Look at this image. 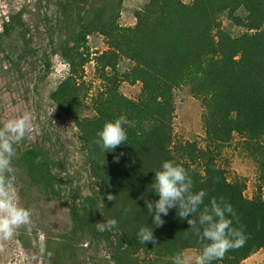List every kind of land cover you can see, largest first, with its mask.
Returning a JSON list of instances; mask_svg holds the SVG:
<instances>
[{
    "label": "trees",
    "instance_id": "16d2710c",
    "mask_svg": "<svg viewBox=\"0 0 264 264\" xmlns=\"http://www.w3.org/2000/svg\"><path fill=\"white\" fill-rule=\"evenodd\" d=\"M123 1L55 0L60 30L56 53L68 63L72 77L51 97L80 127L100 190L98 198L89 197L81 204L73 199L71 233L56 250L49 245L50 263L60 264L69 244L87 234L97 247L109 248L114 264H173L178 252L200 251L199 238L187 221L178 218L176 209H170L163 226L157 227L145 205V200L159 198L151 191L155 170L163 161L173 160L188 171L194 191L207 193L205 204L213 197H223L232 205L234 224L243 226L247 240L212 264H239L264 249V198H247L244 178L229 179L219 157L238 132L244 149L257 161L264 158V0H149L135 12L134 26L119 23ZM240 9L246 16L238 14ZM224 14L248 31L233 37L222 26ZM21 17L13 16L1 37L9 34L8 26L15 29ZM93 33L104 35L109 49L96 58L103 84L93 99L96 113L93 118L80 119L73 105L79 87L75 75L83 58L80 47ZM122 57L135 63L124 74L118 69ZM82 61L84 67L88 59ZM122 80L142 84L139 100L120 91ZM181 85L191 86L205 106L207 148L177 141L173 133L174 91ZM121 115L134 121L135 127L126 128V143L105 151L95 142L97 133L106 121ZM18 162L36 184L59 193L55 188L60 180L53 174L54 160L46 147L22 151ZM109 193L114 200H108ZM97 199L101 214L95 207ZM97 214L103 222L115 219V227L100 232ZM142 226L152 227L156 245L139 242ZM140 251H152L155 257L141 262L135 258Z\"/></svg>",
    "mask_w": 264,
    "mask_h": 264
},
{
    "label": "rangeland",
    "instance_id": "374dc122",
    "mask_svg": "<svg viewBox=\"0 0 264 264\" xmlns=\"http://www.w3.org/2000/svg\"><path fill=\"white\" fill-rule=\"evenodd\" d=\"M148 1L124 0L119 23L134 26L137 22L135 12ZM184 1L190 3V0ZM18 14H22L19 25L15 29L8 26L9 34L1 37L12 17ZM238 14L244 17L247 13L240 9ZM57 15L55 0H0V127L25 112L31 116V130L27 137L14 144L12 165L19 203L32 212L27 225L16 229L11 239L0 240V264H51L47 254L49 245L56 250L71 233L73 199L81 204L89 197L98 198L100 190L82 145L80 127L51 97L72 77L68 63L56 53L60 36ZM221 21L223 28L233 37L248 31L228 14H224ZM108 49L106 37L99 33L89 35L85 45L80 47L83 58L76 69L78 79L73 76L79 85L73 105L80 119L93 118L96 113L93 99L103 86L96 58ZM84 59L88 62L82 67ZM134 65L133 61L122 57L118 69L124 74ZM107 69L111 72L110 68ZM120 91L139 100L142 84L122 80ZM174 93L173 133L177 141H192L198 147L207 148L205 106L193 95L189 85L177 87ZM243 141L241 134L235 132L231 142L224 146L219 164L226 169L229 179L235 176L244 178L247 198H264V158L255 160L244 149ZM41 145L49 150L54 160L53 174L60 180L55 190L59 193L36 184L27 174L26 167L18 162L22 151ZM99 206L100 201L95 207L101 214ZM98 214L96 222L102 223ZM69 247L60 264H114L109 248L97 247L89 234L78 235ZM183 252L193 255L199 251L191 248ZM151 253L140 251L135 253V258L145 263L154 256ZM239 264H264V249Z\"/></svg>",
    "mask_w": 264,
    "mask_h": 264
},
{
    "label": "clouds",
    "instance_id": "9594fccd",
    "mask_svg": "<svg viewBox=\"0 0 264 264\" xmlns=\"http://www.w3.org/2000/svg\"><path fill=\"white\" fill-rule=\"evenodd\" d=\"M29 113L9 119L0 127V240L11 239L16 229L27 225L32 215L31 209L19 203L15 189V175L12 160L15 156L14 144L25 139L30 132ZM127 127H135V122L121 115L104 123L95 141L103 150L114 151L126 143ZM39 162V161H37ZM151 191L158 195L156 200H145L152 224L159 227L165 223L163 217L170 209H176L180 220L187 221L189 229L199 238L202 245L197 254L187 255L178 252L173 264H212L232 249L242 247L247 236L243 226L234 224L236 212L232 205L213 197L205 204L207 193L194 191L193 180L188 171L173 160H165L155 170ZM108 200H114L109 193ZM115 219L97 223L98 230L104 232L116 225ZM141 244H157L152 227L142 226L137 234Z\"/></svg>",
    "mask_w": 264,
    "mask_h": 264
}]
</instances>
